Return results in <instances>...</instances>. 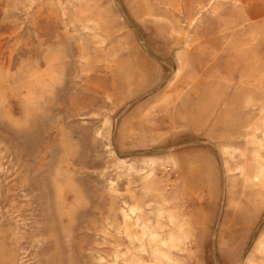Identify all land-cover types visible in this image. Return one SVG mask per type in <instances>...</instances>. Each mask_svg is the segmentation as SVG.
Segmentation results:
<instances>
[{
    "label": "rangeland",
    "instance_id": "obj_1",
    "mask_svg": "<svg viewBox=\"0 0 264 264\" xmlns=\"http://www.w3.org/2000/svg\"><path fill=\"white\" fill-rule=\"evenodd\" d=\"M0 264H264V0H0Z\"/></svg>",
    "mask_w": 264,
    "mask_h": 264
}]
</instances>
